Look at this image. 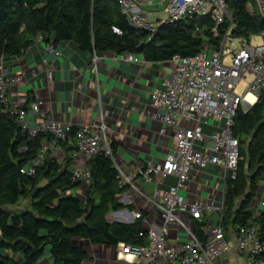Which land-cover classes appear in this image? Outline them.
I'll list each match as a JSON object with an SVG mask.
<instances>
[{
  "label": "built area",
  "instance_id": "obj_1",
  "mask_svg": "<svg viewBox=\"0 0 264 264\" xmlns=\"http://www.w3.org/2000/svg\"><path fill=\"white\" fill-rule=\"evenodd\" d=\"M113 1L119 4L121 14L131 27L151 36L162 25L181 20L210 16L217 26L228 23L218 47L205 43L195 56L175 55L167 61L175 68L170 77H165L151 92L152 117L161 123L159 134L171 138L172 150L159 162L149 160L137 170L124 171L113 155V139L106 123L108 110L100 105L98 122L73 127L57 122L42 108V100L25 109L9 96L11 88L22 83L23 78L10 75L0 59V102L30 136L46 133L53 137L42 145L31 166L21 172L34 175L46 155L58 156L57 142L67 139L70 130L76 128L72 179L80 186L68 194L84 199L91 183L88 161L103 152L113 161L119 187L123 188L117 202L124 206L110 212L108 219L122 224L141 221L143 225L140 235L146 237V245L120 242L116 248L118 258L126 259L128 264H216L235 250L245 256L244 264H264V229L243 225L227 235L221 225L224 186L228 179L236 178L242 159L239 140L232 135L234 117L239 108L249 110L264 93V32L257 35L261 42L256 45L252 44L254 36L234 37L236 24L228 0H162L164 12L146 11L142 6L147 0ZM253 1L255 6L250 12L264 19V0ZM157 11L163 17L152 13ZM112 31L121 34L117 26H113ZM213 32L218 37L216 28ZM37 42L42 43L41 36ZM46 49L53 51L54 46L49 43ZM56 55L60 52L56 51ZM120 58L126 62L144 60L141 55L133 54L120 55ZM100 60V53L93 51L90 71L98 73ZM47 76L51 79L52 72L48 71ZM204 127L208 131H204ZM171 178L174 183L168 184ZM259 187L264 188V179ZM206 188L211 190L206 191ZM259 203L263 212L264 197ZM259 214L253 212L254 217ZM158 218L160 225L156 224ZM194 221L204 223L201 229L205 239L195 231ZM172 224L177 226V233L174 240L169 241Z\"/></svg>",
  "mask_w": 264,
  "mask_h": 264
},
{
  "label": "trees",
  "instance_id": "obj_2",
  "mask_svg": "<svg viewBox=\"0 0 264 264\" xmlns=\"http://www.w3.org/2000/svg\"><path fill=\"white\" fill-rule=\"evenodd\" d=\"M227 2L236 24L234 37L264 32V19L250 12L253 0ZM113 26L121 34L114 33ZM227 28V22L217 26L207 16L162 25L151 36L131 27L113 0H0V59L20 57L41 36L45 44L73 42L82 52L133 54L153 63L167 62L175 55L195 56L205 43L218 47ZM75 133L72 128L67 139L57 142L59 155H46L34 175L22 173L53 137L30 136L0 102V264H39L47 249L53 264H92L88 253L74 245L75 239L107 248H116L120 242L146 245V237L140 235L141 221L108 220L110 212L124 206L117 202L123 188L113 161L103 152L88 161L91 183L83 201L68 194L80 186L72 179ZM232 135L239 140L242 159L236 178L224 186L221 225L227 235L243 225L264 229V211L254 217L251 210L264 179V93L249 110L239 108ZM111 147L116 156L118 144L112 141ZM203 225L193 224L205 239Z\"/></svg>",
  "mask_w": 264,
  "mask_h": 264
},
{
  "label": "crops",
  "instance_id": "obj_3",
  "mask_svg": "<svg viewBox=\"0 0 264 264\" xmlns=\"http://www.w3.org/2000/svg\"><path fill=\"white\" fill-rule=\"evenodd\" d=\"M47 44L36 42L20 57L4 62L10 75L18 73L23 78L22 83L10 90L22 107L29 109L32 103L42 100V108L57 122L79 127L98 122L102 105L109 111L106 123L111 138L118 144L117 156L129 171L137 170L149 160L159 162L172 150L171 138L159 134L161 123L153 119L150 105L151 92L165 77H170L169 62H126L120 55L100 53L95 74L89 69L92 53L80 51L73 42H51L53 51L46 49ZM48 71L52 72L51 79ZM167 183H174V179H168ZM263 192L264 188L259 187L251 203L253 212H262L259 202ZM174 232L175 236L177 231ZM73 243L88 253L92 264H128L126 259L118 258L117 247L107 248L86 239H75ZM244 260L245 256L234 250L216 264H244ZM39 264H53L49 249Z\"/></svg>",
  "mask_w": 264,
  "mask_h": 264
},
{
  "label": "rangeland",
  "instance_id": "obj_4",
  "mask_svg": "<svg viewBox=\"0 0 264 264\" xmlns=\"http://www.w3.org/2000/svg\"><path fill=\"white\" fill-rule=\"evenodd\" d=\"M166 3V2H165ZM146 11H148V12H151V11H149V10H154V9H156V10H161L162 12H164V7H165V4L163 3V1L162 0H147V3L146 4H143V6H142ZM257 8V10H258V7H256ZM153 14H158L159 16H161V17H163V15L161 14V12L160 11H157L156 13L155 12H152ZM261 42V40H260V37L259 36H254L253 37V39H252V44H254V45H256V44H259ZM231 47H235V45H232ZM208 55H209V57L211 56V52H209L208 53ZM227 61H229V59H227ZM171 67L172 68H175V66L174 65H172L171 64ZM14 76H20L18 73L17 74H15ZM250 78H251V76H250ZM15 86H17V85H15ZM15 86H13V87H15ZM12 87V88H13ZM12 91V90H11ZM11 91H10V94H9V96H10V99H12V100H15L14 98H13V96L11 95ZM204 131H207V129L204 127ZM115 161H116V163H117V165L118 166H120L124 171H126V172H128L129 171V169H127V167H125L126 165L125 164H123L122 163V160L120 159V158H118V156L116 155V157H115ZM208 190H211L210 188H206V191H208ZM203 194H206V192H204ZM81 198H83V197H81ZM137 201H138V203L139 204H142V202L140 201V200H138V199H136ZM81 201H83V200H81ZM146 206H148V205H146ZM149 207V206H148ZM184 221H189V219L188 218H184L183 219ZM160 223H161V219L160 218H158V221H157V225H160ZM211 224H209V226H210ZM170 228H171V230H170V239H173V238H175L176 237V235L174 236V234H175V232H174V229L175 228H177V226L175 225V224H172V225H170Z\"/></svg>",
  "mask_w": 264,
  "mask_h": 264
}]
</instances>
